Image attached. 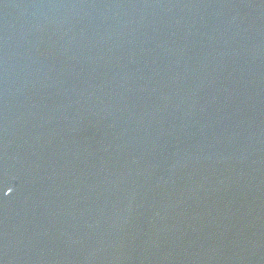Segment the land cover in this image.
<instances>
[{"label":"water","instance_id":"water-1","mask_svg":"<svg viewBox=\"0 0 264 264\" xmlns=\"http://www.w3.org/2000/svg\"><path fill=\"white\" fill-rule=\"evenodd\" d=\"M0 264H264V0H0Z\"/></svg>","mask_w":264,"mask_h":264}]
</instances>
